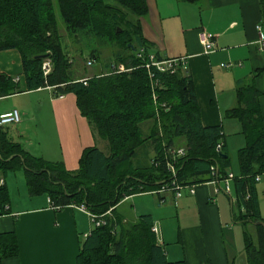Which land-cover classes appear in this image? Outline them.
<instances>
[{"label":"trees","instance_id":"16d2710c","mask_svg":"<svg viewBox=\"0 0 264 264\" xmlns=\"http://www.w3.org/2000/svg\"><path fill=\"white\" fill-rule=\"evenodd\" d=\"M177 1L197 4L199 0ZM112 2L0 0V52L19 53L27 91L53 87L57 94H74L80 114L108 147L106 153L97 147L86 148L77 170L68 171L62 163L30 155L10 142L0 127V173L23 170L29 194H46L56 210L83 204L96 216L110 211L117 229L110 217L106 226L94 228L80 242L76 264H185L167 262L150 216L124 224L114 213L115 207L136 194H175L179 189L224 180L230 157L222 128L201 125L193 81L182 62L164 71L145 67L150 62V46L142 39L139 18L147 13L146 1ZM57 15L64 26L62 32L77 41L72 44L73 54L82 55L81 39L93 36L116 48L114 66L93 77L77 78L72 69L75 55L69 58ZM41 55H47L51 64L47 76L42 71L43 59L37 58ZM89 57L94 60L98 55L91 51ZM153 57L156 62L166 61L158 53ZM19 88L16 78L0 72V98L18 93ZM236 93L238 106L224 114L238 120L245 139L236 154L240 174L231 179L232 220L243 226L253 224L255 238L244 236L247 264H264V220L255 190V179L264 177V118L253 83L238 85ZM147 122L151 126L145 134L141 126ZM148 141L153 158L148 165L135 163L138 150ZM177 148L183 149V155L173 158L169 151ZM0 180L2 216L8 213L9 200L1 174ZM17 252L15 235L0 234V259Z\"/></svg>","mask_w":264,"mask_h":264},{"label":"crops","instance_id":"0c3cea01","mask_svg":"<svg viewBox=\"0 0 264 264\" xmlns=\"http://www.w3.org/2000/svg\"><path fill=\"white\" fill-rule=\"evenodd\" d=\"M145 1L147 13L139 18V23L142 39L150 46L148 53H158L166 60H182L193 81L201 125L222 128L223 142L231 157L229 174L239 176L236 154L244 147L245 139L238 120L224 114L238 106L237 86L253 83L264 118V47L260 45L264 40V0H199L197 4ZM201 32L213 36L214 49L210 53H204L199 42ZM107 70L102 65L96 74L75 75L86 79ZM0 72L16 78L20 87L18 93L0 98V115L13 110L20 115V122L6 130L10 142L28 150L18 128L34 121L43 138L37 140V145L46 146V152H51L54 145L56 155L46 156L41 151L38 156L29 152L30 155L62 163L68 171L77 170L86 148L108 151L107 143L80 114L74 94L59 99L53 87L27 91L16 50L0 52ZM150 126L147 122L141 129L147 134ZM27 146L34 148V143ZM152 158L153 147L148 141L138 150L135 163L148 165ZM258 177L255 190L264 220L258 192L261 190L264 197L260 186L263 177ZM4 184L7 187L5 180ZM223 187V183L206 182L195 185L193 195L186 187L181 189L180 198L172 192L136 194L123 199L114 213L124 224L136 222L139 216H150L159 232L155 235L158 245L169 263L247 264L244 236L254 239L256 232L253 224L233 222L232 181L229 193ZM110 220L117 229L115 220ZM94 228L89 217L76 208L69 205L55 210L46 194L32 196L26 192L10 201L8 213L0 216V234L13 233L18 251L16 256L0 259V264H76L80 242Z\"/></svg>","mask_w":264,"mask_h":264},{"label":"rangeland","instance_id":"374dc122","mask_svg":"<svg viewBox=\"0 0 264 264\" xmlns=\"http://www.w3.org/2000/svg\"><path fill=\"white\" fill-rule=\"evenodd\" d=\"M108 2L113 3L112 0H108ZM57 22H58V29H59L61 38H63L66 46L69 48V51L71 52V55L69 56V58L73 60L72 55H75V54L72 53V50L74 49V46H72V44L77 41L68 38L65 35V33L62 32L64 30V26L60 18L58 17V15H57ZM176 37L180 38V32L176 34ZM80 48L83 50V54L82 55L77 54L74 56V64L72 67L79 76H87V75L96 74L99 72L100 67L102 65H106L107 68L109 69L114 66L112 54L113 52H115V47L112 44L108 43L107 41L98 40L97 38L93 36H87L84 39H81ZM91 51H95V53L98 55L97 59L93 60L89 57V54L91 53ZM90 60L93 62V64L89 67L87 63ZM46 61H48V59H44L43 63ZM153 94L156 95V91ZM10 127L11 126L5 129V131L6 130L8 131ZM35 127H37V124L34 121L33 122L28 121L25 125L18 128L19 130H22L23 132L22 140L24 142V147L28 150H25L23 148L22 149L25 150L27 153L30 152L31 154L36 155V156L40 155L39 151H41L42 153H46L45 154L46 156L51 155V157H54L56 155V148L54 147V145H52L53 148L50 150L51 152H46L47 150L46 146L42 145L40 147L39 145H37V140H42L43 138L41 137V132L37 130V128ZM32 142L34 143V148H30L29 146H27L28 143H32ZM106 151H107V148H106ZM45 161L54 163V161H48V160H45ZM0 174L1 176H3L7 184L6 189H7L9 203L12 200L22 197V195L28 192L23 170L6 171L5 173H0ZM260 186L264 188V177L262 178V182ZM260 191L261 190L258 191L259 201L261 203L262 214L264 216V197H263L262 192Z\"/></svg>","mask_w":264,"mask_h":264},{"label":"built area","instance_id":"2783aa9c","mask_svg":"<svg viewBox=\"0 0 264 264\" xmlns=\"http://www.w3.org/2000/svg\"><path fill=\"white\" fill-rule=\"evenodd\" d=\"M199 37V42L203 47L204 53H210L213 51L214 49V42H213V36L209 33L206 32H201L198 35ZM261 47H264V40H261L260 42ZM143 51L140 50L138 56L141 57L142 56ZM149 64H146L145 67L147 69H149L150 67H155L157 68L159 71H164L167 68H171L174 64H176L177 62H182V60H166L163 62H156L154 60V57L149 55ZM92 61H88L87 65L91 66L92 65ZM240 65V64H239ZM228 65H222V67H226ZM42 71H43V75L47 76L50 71H51V64L48 61L44 62L42 64ZM17 81V80H16ZM84 81V80H83ZM63 94H58L57 98L62 99L63 98ZM20 122V115L16 110H13L11 112L5 113V114H1L0 115V127L3 128L5 126H10V125H15L18 124ZM220 146H217V150H219ZM169 155H171L173 158L174 157H180L183 155V149L182 148H177V149H172L169 151ZM169 169L171 170L172 174L174 172L173 168L171 165H168ZM233 178L232 174H228V176L222 180V181H213L212 183L214 184H220L223 183L224 184V192L229 193L230 192V184H231V179ZM260 177H257L255 179V181H259ZM3 184V180H0V185ZM189 193L190 194H194V186L189 187ZM182 196L181 193V189H179V191H177L174 194L175 198H180ZM51 202V200H50ZM70 206H72L73 208H76L77 210L85 213L89 219L90 222L92 223V225L97 228V227H101V226H106L108 223V218L110 217V211H107L104 215L102 216H96L94 214H92L87 208L86 206H84L83 204L80 205H76V204H71ZM55 209V207H53ZM5 210H8V206L5 207ZM56 210V209H55ZM153 233L158 236V230L153 227L152 228ZM114 233V231H113Z\"/></svg>","mask_w":264,"mask_h":264},{"label":"water","instance_id":"95a60500","mask_svg":"<svg viewBox=\"0 0 264 264\" xmlns=\"http://www.w3.org/2000/svg\"><path fill=\"white\" fill-rule=\"evenodd\" d=\"M37 58L44 60V59H47L48 56L47 55H41V56H38ZM219 156L221 158H225L226 157V155H223V154H219ZM249 223H251V222H249ZM256 225H263V223L262 222H258V223H256Z\"/></svg>","mask_w":264,"mask_h":264}]
</instances>
